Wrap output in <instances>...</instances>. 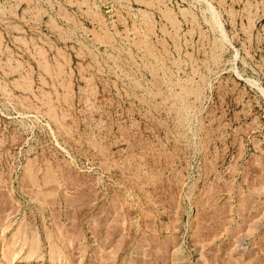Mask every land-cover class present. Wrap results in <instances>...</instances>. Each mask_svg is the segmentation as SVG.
I'll return each instance as SVG.
<instances>
[{
	"label": "rangeland",
	"instance_id": "obj_1",
	"mask_svg": "<svg viewBox=\"0 0 264 264\" xmlns=\"http://www.w3.org/2000/svg\"><path fill=\"white\" fill-rule=\"evenodd\" d=\"M0 264H264V0H0Z\"/></svg>",
	"mask_w": 264,
	"mask_h": 264
}]
</instances>
